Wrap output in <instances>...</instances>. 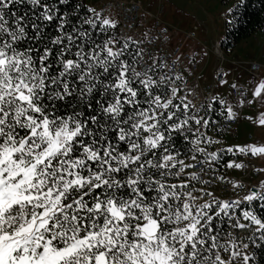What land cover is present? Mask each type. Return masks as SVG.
<instances>
[{
  "label": "snow or ice",
  "instance_id": "1",
  "mask_svg": "<svg viewBox=\"0 0 264 264\" xmlns=\"http://www.w3.org/2000/svg\"><path fill=\"white\" fill-rule=\"evenodd\" d=\"M118 26L91 0H0V264H261L264 178L221 197L241 185L217 165L264 143L209 150L214 102L237 110L217 95L197 107L159 61L140 70Z\"/></svg>",
  "mask_w": 264,
  "mask_h": 264
},
{
  "label": "built area",
  "instance_id": "2",
  "mask_svg": "<svg viewBox=\"0 0 264 264\" xmlns=\"http://www.w3.org/2000/svg\"><path fill=\"white\" fill-rule=\"evenodd\" d=\"M98 10L118 19L120 37L131 36L133 40L140 41L139 48L142 50L143 55V59L140 60L139 64L140 70L147 69L154 61H159L160 64L166 65L164 68L157 69L159 75L182 73L184 79L180 83L182 86L187 85L185 94H189V98L197 107L206 104L213 95H217L220 99L228 101V96H224L220 91L221 83L219 81L224 79V73L228 72V69L224 66L226 61H230L234 65L237 64V61L231 57L235 50V44L231 43L224 46L219 41L214 43L211 51L213 80L209 83L206 76L208 61L205 65L201 66L200 62L187 50L188 42L196 39L195 32L199 29L198 26H195L193 31L179 30L168 25L159 15L153 17L154 21L150 18H144L143 22H141L144 5L140 0H100ZM205 48L208 50L207 46ZM177 57H179L178 60ZM248 64L251 65L253 70L263 66L256 61L249 62ZM253 76L255 78L258 77L256 73H253ZM232 84H236L237 89H233L231 87ZM226 87L231 90L233 100L236 103L240 98V92L243 91L245 103L243 106L235 109L237 110L236 119L228 120L221 115L214 118L211 117L216 123L208 129V133L215 140L219 141V144L214 145L212 151H215L217 148L226 149L228 147L225 139L226 134L237 125L239 120L245 118V114L247 110L251 109V105L254 107L255 114H258L256 101L251 103V105L247 103L252 98L251 87L239 83L233 77L229 78ZM254 126L258 128V122ZM222 153L228 156L227 162L234 160L237 163H242L244 167L241 169H227L225 167L227 162L222 166L217 165V174H223L228 180L236 181L241 185L240 188L233 190L230 184L222 182V186L217 188V192L221 197L231 196L235 198L237 194L243 195L245 189L255 183L253 178L259 176L256 159L250 154L245 156L240 153H236L235 155L228 152ZM256 204H259V202ZM240 236L243 240L248 238L247 234L244 233H241Z\"/></svg>",
  "mask_w": 264,
  "mask_h": 264
},
{
  "label": "rangeland",
  "instance_id": "3",
  "mask_svg": "<svg viewBox=\"0 0 264 264\" xmlns=\"http://www.w3.org/2000/svg\"><path fill=\"white\" fill-rule=\"evenodd\" d=\"M144 5V12L141 16V22L144 18L160 16V18L168 25L183 31H193L195 26L198 30L195 32L196 39L191 40L187 44V50L197 59L201 66L206 65L207 80L212 82V49L216 41L222 42L226 31V19H231V12L236 4V0H186L187 3L183 8L171 3L169 0H140ZM99 6L100 0H91ZM200 10L203 15H200ZM114 18V17H113ZM208 47V50L205 48ZM232 59L237 61V64H232L226 61L224 66L228 69L225 80L233 77L239 83L253 88L255 83L264 78V32L258 31L252 36L241 40L235 45ZM256 61L263 66L253 70L249 62ZM257 74V78L253 76ZM227 83L220 84V91L224 96H228V102L233 105L234 110L237 108V103L233 100L231 90L227 89ZM256 108L258 114H255L254 107L247 110L245 118L238 121L237 125L226 134V145L228 147L234 145L246 144H261L264 143V126L259 125L255 128V123L258 122L259 116L264 112V101L256 100ZM249 117L251 119H249ZM258 169L264 167V157H255ZM264 178L259 173L257 178H253L256 182Z\"/></svg>",
  "mask_w": 264,
  "mask_h": 264
},
{
  "label": "trees",
  "instance_id": "4",
  "mask_svg": "<svg viewBox=\"0 0 264 264\" xmlns=\"http://www.w3.org/2000/svg\"><path fill=\"white\" fill-rule=\"evenodd\" d=\"M227 1V0H224ZM85 3H88L89 0H84ZM115 18V17H114ZM118 20L117 18H115ZM231 24H226L225 35L222 40L224 46L228 44H237L243 39H246L258 31L264 32V0H240L231 11ZM119 22V21H118ZM120 26L116 30L117 35L120 36ZM136 45L132 46V50H136ZM139 47V46H138ZM221 108L218 104L214 102V109L212 111L211 117L220 115ZM221 136V134H219ZM175 143L181 151L186 152L187 148L184 147L185 141L180 137H176ZM212 146L209 150H213ZM228 156L225 153H222V159L219 163V166H222L227 162ZM253 207L261 215H264V210H262L259 204H254ZM248 238H245L244 241L247 242ZM258 258L261 260V264H264V249L256 250Z\"/></svg>",
  "mask_w": 264,
  "mask_h": 264
},
{
  "label": "water",
  "instance_id": "5",
  "mask_svg": "<svg viewBox=\"0 0 264 264\" xmlns=\"http://www.w3.org/2000/svg\"><path fill=\"white\" fill-rule=\"evenodd\" d=\"M174 5L183 8L185 4L187 3L186 0H169ZM200 15H203V12L200 10Z\"/></svg>",
  "mask_w": 264,
  "mask_h": 264
}]
</instances>
